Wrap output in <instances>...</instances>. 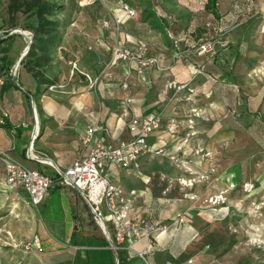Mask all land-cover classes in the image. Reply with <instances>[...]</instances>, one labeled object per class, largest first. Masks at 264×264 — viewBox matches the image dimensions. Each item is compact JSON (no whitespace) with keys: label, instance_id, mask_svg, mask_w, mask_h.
<instances>
[{"label":"crops","instance_id":"obj_1","mask_svg":"<svg viewBox=\"0 0 264 264\" xmlns=\"http://www.w3.org/2000/svg\"><path fill=\"white\" fill-rule=\"evenodd\" d=\"M206 1L131 0L129 4L138 13L129 18L120 0H88L86 3L69 0L78 11L74 10L68 18L55 59H61V52L68 54L69 62L85 76L80 83L67 88H74L75 92H52L43 88L37 93L35 79L26 87L20 78L14 79L15 83L6 89H0V121L3 118L18 128L15 131L0 127V245L11 242L13 249L21 246L25 252L31 250L27 264H36V261L37 264H176L207 252L208 244L201 239L202 233L206 227H212V220L218 218H213V214L219 210L205 204L201 198L221 192L228 201L236 198L232 207L237 210L241 199L235 194L240 182L257 184L254 190L257 192L264 188V151L254 146L253 139L258 142V138L248 135L257 127L254 123L259 121V112L247 110L242 91L231 88L236 83L242 84V71L250 63L264 60L261 59L264 57V0H255L250 11L242 9L244 0H216L217 18L204 9ZM197 10H203L206 18L216 20L215 34L209 35V31L205 34L215 37L211 39L215 41L217 54L215 57L213 54L195 55L194 63L190 64L174 58L173 45L176 39V43L181 41L179 35L185 29L187 45L196 43L195 38L201 35L202 28ZM240 17L244 23L239 22L241 26L223 35L228 47L220 46V29L233 25ZM104 21L109 22L108 27L101 24ZM13 40L21 43L24 39L16 36ZM138 42L145 43L157 58L141 75L132 70L137 68L135 63L110 56L114 46L134 47ZM189 52L187 49L186 53ZM195 66H201L204 71L196 74ZM124 80L129 82L131 90L122 87ZM138 85H141L139 90ZM227 89L233 90L230 97H226ZM128 96L131 102L125 105ZM226 101L237 109L235 124L229 122V113L234 116L224 107ZM195 103L199 104L200 114L193 126L188 127L186 118ZM150 112L158 113L161 118L160 127L153 132L150 141L164 145L169 152L180 145L182 150L178 154L189 160L187 169L175 167L166 156L160 155L142 156L137 167L107 164L109 179L119 184L130 198L131 216L158 221L163 226L161 231L151 234L149 240L138 239L130 248L114 249L110 238L93 220L81 194L56 180L37 206L31 204L25 188L6 184L7 157L39 171L51 170L53 173L49 175H53L55 167L66 168L88 153L94 141L87 145L81 141L87 126L99 127L94 140L104 136L105 141L116 145L131 137L126 124L132 115L144 116ZM171 116L181 125L174 138L165 128ZM261 117L264 120V116ZM213 118L219 121L215 135L210 128ZM30 144V152L37 158L27 155ZM150 157L160 179L171 178L178 184V196L157 195L151 185L155 174L141 173V168L149 163L145 162L146 158ZM39 158L48 159L53 166L40 162ZM170 172H173L171 176ZM189 172L206 173L208 179L193 188L182 189L178 178L188 176ZM166 189L162 193H166ZM191 192L197 194L196 200L189 199ZM52 198L55 207H48ZM226 208L227 205L222 206L223 211ZM40 211L49 214L45 220L50 226L43 225L45 220L41 219ZM184 211L185 222L175 223V215ZM25 243H30L31 248L25 247ZM139 250H145L144 258L137 256ZM16 256L13 254L14 259H18ZM21 259L15 260L16 264H20Z\"/></svg>","mask_w":264,"mask_h":264},{"label":"built area","instance_id":"obj_2","mask_svg":"<svg viewBox=\"0 0 264 264\" xmlns=\"http://www.w3.org/2000/svg\"><path fill=\"white\" fill-rule=\"evenodd\" d=\"M242 2V9L250 11L255 0H244ZM120 4L129 18L137 16L138 10L136 8L127 2L122 3L120 1ZM236 7L238 8L239 5L236 4ZM215 23V19H209L205 22V28L210 29ZM102 24L106 27L109 26V22L106 21ZM238 25L239 22L235 21L233 25L225 26L222 30L220 29L218 37L220 46L226 47L227 41L223 38V35ZM30 35H32L31 32ZM193 52L196 56L215 53L214 39L206 38L199 42L194 46ZM117 58L128 63H135L139 72H144L157 62V58L150 53L148 46L142 42H138L134 47L114 46L112 48V59ZM18 65L16 63L10 69V73L13 76L16 75ZM202 72L200 66H195L196 74ZM2 83L3 79L0 78V85ZM127 86L126 83H122L123 88H127ZM130 102L131 97H126L124 100L125 105H128ZM193 111L186 118L188 127L193 126L194 119L200 114L194 109ZM160 120V115L156 112H150L144 116L132 115L126 124L131 137L126 140H120L116 145L105 141L104 136H100L97 140H94L99 127L95 124L87 126L81 141L85 145L91 144L94 141L88 153L75 159L66 168L59 169L55 167L53 175L30 168L14 158L7 157L5 163L6 184L8 186L25 188L29 194L31 204L35 206L44 199L47 190L55 180L62 186L74 188L88 204L93 220L99 225L104 234L110 238L112 247L114 249L130 248L138 239L145 238L149 240L151 234L155 231H161L163 226L158 221L145 218L138 219L131 216L129 207L130 198L124 193L119 184L109 179L107 164L114 163L122 168L137 167L139 159L142 156L160 155L166 156L175 167L186 170L189 160L185 157L181 158L178 154L182 150L180 145L173 152H169L164 145L150 141L153 132L160 127ZM180 126L179 120L175 116H171L166 122V132L174 138L179 133ZM105 132L108 133V130H105ZM189 134L192 133L189 132ZM31 149L32 144L29 145L27 155L37 158L36 155L30 152ZM39 160L44 164L53 166L48 159L39 158ZM207 179L208 175L206 173L194 174L193 172H189L188 176L178 178V183L182 189L193 188L197 183ZM252 188V182H244V190L249 192ZM188 197L190 200H196L197 194L191 192ZM226 199V196L220 192L210 195L207 199H203V201L214 206L225 203ZM186 218V212H180L175 215L174 222L183 224ZM136 254L144 258L145 250H139ZM176 264H193V260L188 258Z\"/></svg>","mask_w":264,"mask_h":264},{"label":"rangeland","instance_id":"obj_3","mask_svg":"<svg viewBox=\"0 0 264 264\" xmlns=\"http://www.w3.org/2000/svg\"><path fill=\"white\" fill-rule=\"evenodd\" d=\"M64 1H65V11L63 15H61V17L65 18L68 21V18L71 17V15L75 12L74 10H76V8H75V3H69V0H64ZM79 1L84 3L88 2V0H79ZM120 1L122 3L124 2V0H120ZM152 6H153V10L157 11V7L155 5ZM76 11H78V9ZM196 15L199 18H201L200 20H201L202 28L200 33L201 35L200 36L198 35L195 38L196 43L194 44V46L197 45L199 42L205 40L206 38H215V37L207 36V34L205 33L209 31V35H214L215 34L214 29L216 28V23L210 29L205 28V22L209 19L206 18V15L203 10L198 11ZM237 21L241 22V24L244 23L241 17L238 18ZM0 22L2 23V29H0L2 32L8 30V33L14 32L16 34L21 35L22 38L24 39L23 42L15 43L12 46L13 55L16 57V60L14 62L15 65L21 53L24 50V45L29 40L30 30L26 26L33 22V17L29 14H22L16 17H12L6 11L4 0H0ZM14 23H17V25H14ZM91 23L93 24V22ZM241 24L239 26H241ZM170 32H171V36H173L174 30ZM229 32H231V30ZM179 36L181 37V41L179 40L178 41L179 43H176L177 42L176 39V42H174L178 46V48H176L175 44L173 45V48L176 49L175 52L177 53V55H174V58L180 59L185 63H190V64L194 63L193 62V59L195 58V54L193 53L194 46L192 44L187 45L186 39L188 38V34L186 32V29L180 32ZM228 45L229 43H227V47ZM17 49H20V52H18V54L17 51L15 52V50ZM187 49H189L190 51L189 54L186 53ZM183 52L185 53V55H182ZM61 53H60V55L62 56L61 59L60 58L55 59L48 70V74L50 76L57 77L58 80L57 84L46 87V91L49 90L55 92V90H57L61 92L62 90L63 92L66 93H73L75 92L74 88H70V89L67 88L71 87L74 83L77 82L80 83V81L83 80V77L85 76H83L78 71H76L73 63L69 62L70 56L68 54H64L63 52ZM110 56L112 58V48L110 51ZM228 59L230 60V58ZM261 59H264V57H262ZM115 60H121V59L117 58ZM251 64L253 63H250L248 65V68L242 71L241 75L242 76L244 75L243 76L244 78L240 79L242 84H237L236 79H234V82L236 84L235 87L231 86V88H233L234 90L235 88H238L239 91H242L243 96L246 100L247 110H250L252 112H259V116H258L259 121H256L254 123V125H256L257 127L251 129L249 133L248 132L247 133L249 136L254 135L255 138H258L257 139L258 142L254 141L255 139H253L254 146L258 150L264 151V120H262L261 117L264 116V60H260V62L254 63L253 64L254 68L253 67L251 68ZM200 68L202 67L200 66ZM132 70L135 71L136 74L141 75V72L137 71V68L133 67ZM202 71L204 70L202 69ZM238 71L239 70H237V73ZM15 74L16 75L14 77L20 78L21 83L26 87H29L30 82L32 83L34 81V78L31 76V74L27 72L24 68L21 69L19 65L16 69ZM136 79L137 81H140L139 75H137ZM124 82H126V84L128 85L127 87H129V89L131 90V86L129 82L127 80H124L123 83ZM140 88L141 85L140 86L138 85L137 90H139ZM232 92L233 90L231 91L230 89H227L226 97H230V94ZM256 93H259V95H257ZM196 104L197 103H195V106H193V108L190 107V112H194L193 111L194 109L196 112L200 113L198 107L199 104L198 105ZM223 105H225L224 107H227V112H232L234 116L232 117L231 113H229V117H230L229 122L231 121V123L235 124L234 120L236 118L235 114L237 112L235 105H233L232 102L230 101H226L225 104ZM217 122L219 121H216V118L215 119L213 118L210 123L211 125L210 128L212 129L213 135H215L214 132L218 129L219 126L216 125ZM145 162H149V163L148 165H145L144 168H141V173L149 174V175L155 174L156 171L153 170L155 166L152 163L154 161H152L151 157L146 158ZM45 172L48 174L53 173V171L48 169ZM172 173L173 172L169 173L170 176L172 175ZM243 184H244L243 182H240V185L238 186V191L235 194L239 197V199H241V202L239 203L240 205L237 210L235 207H232V204L236 201L234 199L236 198H232L233 200L230 201H228L229 198H227L225 203L214 205V208H218L219 211H217L216 215L213 214V218H215L214 216L218 218L212 220L213 222L212 227L208 226L204 229V231L202 230L203 233L201 239H204L205 240L204 242L208 244V247L206 249L207 252L201 254V256L197 258H193L194 264H264V188H260V190L258 189V192L254 191L258 186L257 184L253 183V188L251 189V191L248 192L243 189ZM151 185L152 188H154L155 192H157V195H160L162 197L173 198L178 196L180 193L178 190V184H176L175 181H172L171 178L162 180L160 179L158 174L152 176ZM165 188H167L166 193H162V190ZM209 196L210 195L201 198V200L207 199ZM205 204L208 203L205 202ZM225 205H227V208L225 209V211H223L222 206ZM49 206L55 207L54 198L49 199L48 207ZM40 213H41L40 216H42L41 219L43 220L50 217L49 214L46 213V211H42V212L40 211ZM220 214L223 215L220 216ZM37 217H38V213H37ZM43 225L44 226L46 225L48 227L50 226V222L48 220H45L43 222ZM5 235L7 237H10V234L8 232H5ZM28 247L30 249L31 244H29ZM13 248L14 247L11 245V242L9 244L0 245V264H16L15 260L18 262L20 258H22L21 259L22 261L20 260L21 261L20 264H27L29 256L30 254H32L31 250H29V252H25L22 250L24 248H22L21 246H15V249ZM37 252L38 251H36V253ZM13 254L18 255V257L16 256V258L18 259H14Z\"/></svg>","mask_w":264,"mask_h":264},{"label":"trees","instance_id":"obj_4","mask_svg":"<svg viewBox=\"0 0 264 264\" xmlns=\"http://www.w3.org/2000/svg\"><path fill=\"white\" fill-rule=\"evenodd\" d=\"M131 0H124L130 3ZM6 11L12 17L22 14H29L33 17V22L26 27L32 33L31 43L25 55L19 61V67L24 68L37 83L39 93L43 88L57 84V77L50 76L48 70L54 62L57 50L61 45L63 31L67 25V20L62 18L65 11L64 0H4ZM216 0H207L204 9L217 18L215 11ZM13 24V23H12ZM17 25V23H14ZM0 29L2 23L0 22ZM16 36H21L14 32L8 33V30L0 32V78L3 79L1 84V91L15 83L14 77L10 73V69L14 65L16 57L13 55L12 46ZM22 37V36H21ZM28 42V41H27ZM24 45V47L27 45ZM17 50H15L16 52ZM19 51H17L18 54ZM216 52L213 56H216ZM223 70L228 72L224 64ZM18 85V84H17ZM37 112H39L38 105H36ZM0 127L5 129L18 130L17 127L11 125L8 121H0ZM236 188V187H235ZM234 188V190H235Z\"/></svg>","mask_w":264,"mask_h":264},{"label":"water","instance_id":"obj_5","mask_svg":"<svg viewBox=\"0 0 264 264\" xmlns=\"http://www.w3.org/2000/svg\"><path fill=\"white\" fill-rule=\"evenodd\" d=\"M30 43H31V35H30V38H29V40H28V42H27V45L24 47V50H23V52L21 53V55H20V57H19V59H18V61H17L18 64H19V61L22 59V57H23V56L25 55V53L27 52Z\"/></svg>","mask_w":264,"mask_h":264},{"label":"bare ground","instance_id":"obj_6","mask_svg":"<svg viewBox=\"0 0 264 264\" xmlns=\"http://www.w3.org/2000/svg\"><path fill=\"white\" fill-rule=\"evenodd\" d=\"M213 200V199H212Z\"/></svg>","mask_w":264,"mask_h":264}]
</instances>
